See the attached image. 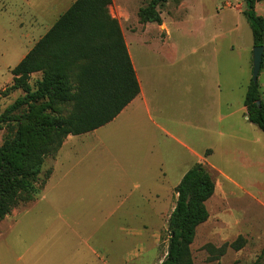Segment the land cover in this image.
<instances>
[{"label": "crops", "instance_id": "1", "mask_svg": "<svg viewBox=\"0 0 264 264\" xmlns=\"http://www.w3.org/2000/svg\"><path fill=\"white\" fill-rule=\"evenodd\" d=\"M74 1L26 0L31 14L29 21L25 19V22L30 32L21 36L32 38V41L20 61ZM130 8V4L122 0H112L109 6L110 14L120 23L140 83V94L109 123L88 133L68 135L53 159L52 174L46 186L51 183L55 184L54 187L63 185V190L49 194L45 188L27 204L16 207L13 218L8 215L1 223L6 232L22 214L29 213L43 201L50 205L48 198L60 196L64 205L63 213L58 209V217L69 231H79L66 216L71 210L82 216L95 214L92 227L95 232L110 228L106 225H112L113 220L116 222L111 229L128 232L130 237H134V231H140L136 234L140 236L145 230L156 229L149 239L140 240L138 247L143 249L134 252V257L122 253L116 262L162 264L168 251V242L162 240V231L168 229V220L176 206V186L197 163L236 183L212 160L220 150L224 151L221 144L226 137L233 134L242 140L239 136L242 130L236 125L241 122L245 125L249 120L245 100L238 109L231 110V99L225 98L216 79L212 55L208 62L201 58L199 70L192 71V66L177 67L175 55L172 57L169 52L171 46L167 48L168 45L173 48L174 43L165 18L161 15V24H141L136 15V27L135 20H131ZM24 12V9L19 12L16 23L23 32ZM50 16L54 18L49 21ZM225 103L228 105L226 112L222 107ZM246 148L239 142L232 149L238 164L247 160ZM215 182L213 195L223 186ZM222 193L217 201L226 199ZM150 216L159 220L157 226L152 225ZM53 227V223H47L46 232ZM98 242L100 249L87 238L73 242L69 239H22L19 240L20 254L16 261L18 264H94L98 258L102 264H111L109 258L114 255V248L109 252L103 242Z\"/></svg>", "mask_w": 264, "mask_h": 264}, {"label": "rangeland", "instance_id": "2", "mask_svg": "<svg viewBox=\"0 0 264 264\" xmlns=\"http://www.w3.org/2000/svg\"><path fill=\"white\" fill-rule=\"evenodd\" d=\"M122 1L130 4L131 20H135L136 27L138 26L136 15H138L139 23H147L140 21L139 10L146 7L152 0ZM138 8L137 14H134ZM246 8L244 0H169L163 6L157 7L172 31L173 48L172 45H168L167 48L171 46L169 52L172 53V57L173 54L175 55L177 63L175 65L177 67L192 66V71L199 70L201 58L204 57L202 60L208 62L209 56L212 55L216 79L218 78L225 98L231 99V110L243 105L253 76L254 39L252 28L244 13ZM22 9L26 14L23 16L22 23L24 32L19 24H16L17 16ZM255 10L257 15L264 17V0L256 2ZM30 14L26 0H0V148L10 149L20 139L36 141L38 132L45 131L53 136V130L46 127L43 113L66 116L72 108L70 104L54 102V109H50L47 99L16 104L19 98L26 96L27 92L24 88L11 90L7 95L3 94L6 88L14 83L12 69L20 61V56L27 51L29 41H32V38L21 36L25 32H30L26 29L29 26L25 22V19L29 21ZM53 18L54 16H50L49 21ZM37 36L35 34V37ZM41 78V72L30 76L28 82L31 91L37 89V80ZM259 84L264 98V67L259 75ZM227 106L226 103L222 104L223 111L226 112ZM236 126L242 130V134L239 135L242 140L233 137V134L226 137L221 144L224 151L220 150L216 158L212 160L229 173L236 183L228 181L216 171H210L215 181L222 183L223 186L220 187L221 189L218 188L215 195L207 201L210 217L197 227L195 239L190 245L193 264H233L235 262L252 264L264 249V133L249 121H246L245 125L241 122ZM244 137L245 141H243ZM239 142L247 146L245 156L247 160L244 159L238 164L232 149ZM56 155L57 153L52 150L45 154L42 171L36 182L38 191L46 188ZM258 155L263 158L260 159ZM54 185L51 183L46 188L49 194L63 190V185L56 187ZM125 188L128 189V185ZM221 191L227 197L225 200L223 198L217 201L218 196L221 198L223 195ZM22 196L25 197L23 194ZM24 201L20 198L18 204L0 220V264H18L16 260L20 254L19 240L38 238L69 239L72 242L87 238L93 245H97L98 249H100L98 246L100 241L109 252L112 247L114 248L115 253L109 259L111 264H117L116 261L122 253H129L134 257V252L137 253L138 249H143L138 247L139 242L145 238L149 239V235L156 230L154 228L145 230L140 236L136 235L140 231H134V237H130L128 232L111 229L116 222L113 220L112 225H106L110 228L95 232L92 229L95 224V214L82 216V214H73L71 210L66 216L72 220L79 231H69L64 228L62 220L58 217V209L61 210L64 205L63 199L60 196L56 198L51 196L48 198L49 203L46 200L50 205H46L43 201L29 213L22 214L17 223L13 221L6 232L3 231L4 226L1 222L6 220L8 215L13 218L16 207H21ZM88 201L92 200L88 199ZM61 212L63 213L62 210ZM150 217L152 225L157 226L159 220H156L155 216ZM47 223L54 224L50 232H46ZM169 236L168 229L162 231L163 241L168 242ZM125 242L129 243L128 246ZM130 244H134L135 247ZM94 264L102 263L96 258Z\"/></svg>", "mask_w": 264, "mask_h": 264}, {"label": "trees", "instance_id": "3", "mask_svg": "<svg viewBox=\"0 0 264 264\" xmlns=\"http://www.w3.org/2000/svg\"><path fill=\"white\" fill-rule=\"evenodd\" d=\"M168 1L152 0L142 7L140 21L161 24L157 7ZM244 1L253 44L263 45L264 17L256 13L258 0ZM111 4L112 0L74 1L13 67L14 83L3 94L24 88L27 94L16 104L47 99L50 109H54V102L70 104L72 108L66 116L43 113L53 136L38 132L36 141L20 139L10 149L0 148V220L20 198L27 203L41 192L36 182L46 153L51 150L58 153L70 134L88 133L109 123L140 94V83L120 23L110 14ZM37 72L42 73V78L37 80V89L31 91L28 80ZM245 105L248 120L264 132V98L259 80L255 83L251 79ZM215 189V179L202 163L191 167L176 186L178 197L168 220V251L162 264H193L190 245L197 227L210 217L206 202ZM263 258L264 249L252 264H264Z\"/></svg>", "mask_w": 264, "mask_h": 264}, {"label": "water", "instance_id": "4", "mask_svg": "<svg viewBox=\"0 0 264 264\" xmlns=\"http://www.w3.org/2000/svg\"><path fill=\"white\" fill-rule=\"evenodd\" d=\"M263 59H264V44L254 46L252 79L255 83H257L259 80Z\"/></svg>", "mask_w": 264, "mask_h": 264}]
</instances>
